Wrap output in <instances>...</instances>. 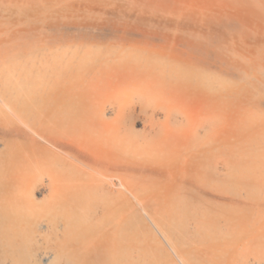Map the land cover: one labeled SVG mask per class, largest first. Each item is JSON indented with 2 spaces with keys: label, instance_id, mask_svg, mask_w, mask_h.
Masks as SVG:
<instances>
[{
  "label": "rangeland",
  "instance_id": "1",
  "mask_svg": "<svg viewBox=\"0 0 264 264\" xmlns=\"http://www.w3.org/2000/svg\"><path fill=\"white\" fill-rule=\"evenodd\" d=\"M131 59L139 64L160 61L157 68L165 69L169 80L181 83H193L195 74H204L210 77L212 88L196 90H201L198 102L190 95L194 85L190 84L188 92L179 95L186 94L188 100L182 97V103L173 104L147 96L148 89L142 90V86L133 93L125 84V92L102 97L108 115L117 103L130 102L137 116L134 127L149 131L152 112L158 111L156 117L161 120L164 108L171 106L172 120H180L178 107H188L189 115L200 123L198 134L204 137L198 148L207 150L215 161L220 177L215 182L227 185L226 173L243 170L250 159L256 160L254 172L236 178L235 190L230 192L236 198L264 201V157L255 156L264 154V0H0V95L18 82L32 93L34 109L55 106L64 117L66 109L78 105L86 78L102 72L115 80L119 75L123 81ZM4 140L0 137V186L12 181L14 171L4 163L19 160L8 154L10 148ZM42 172L46 177L47 171ZM204 180L210 179L204 176L202 184ZM48 193L41 188L34 196L41 201ZM148 206L154 215L159 213L157 218L167 227L168 236L191 264L219 260L215 250L218 229L206 226L205 206H193L184 213L179 198ZM166 209L173 220L164 215ZM16 211H20L18 215ZM9 212L11 223L20 230L19 241L40 224L59 228L65 216L60 208L53 214L46 210L30 214L14 206ZM5 215L4 201H0V229L7 223ZM135 231L136 264H179L158 247L143 223ZM29 244V249L23 242L7 247L0 240V264H37L43 256L51 259L52 251L38 249L35 255L38 247ZM249 257L254 261V254ZM124 259L122 264H133L129 251ZM234 263L241 264L238 254Z\"/></svg>",
  "mask_w": 264,
  "mask_h": 264
},
{
  "label": "bare ground",
  "instance_id": "2",
  "mask_svg": "<svg viewBox=\"0 0 264 264\" xmlns=\"http://www.w3.org/2000/svg\"><path fill=\"white\" fill-rule=\"evenodd\" d=\"M136 60L127 61L125 83L119 75L117 81L112 74L102 72L86 78L78 105L66 109L64 117L59 116L55 106L34 109L29 89L11 80L14 84L0 95V137L10 148L8 154L19 160L4 163L14 171L10 176L13 182L0 186V201H4L7 218L0 229L1 242L7 247L23 242L26 249L31 243V247H38L35 255L38 249L52 251L51 259L40 257L37 264H122L128 251L136 264L135 230L138 223H143L167 256H173L179 264H191L168 236L167 227L157 218L159 213L154 215L156 212L148 206L150 202L167 204L179 198L184 203V213L193 206H205L206 226L218 229L215 236L220 238L215 250L219 251V260L215 264H233L237 254L241 264H263L264 201L249 196L236 198L233 190L230 192L236 178L254 172L256 160L250 159L243 170H230L233 173L225 176L227 185L221 186L215 182L219 175L213 156L198 148L204 137L198 134L200 123L189 115L188 107L179 104L180 120H172L171 106L164 108L161 120L156 117L158 111L152 112L149 131H141L134 127L137 116L130 102L117 103L108 115L106 100L102 101L107 93L125 92L126 84L133 88H129L131 92L142 86V90L148 89L147 96L174 104L186 96L180 94L197 83L198 88H190L194 90L190 95L201 102V90L212 88L210 77L195 74L196 80L185 81L186 85L169 80L166 70L157 68L160 61L150 59L148 70L142 69L147 63ZM258 147H254L256 151ZM21 169H25L24 173H19ZM43 170L47 171L46 177ZM204 176L210 179L207 183L204 180L207 185L202 184ZM41 188H47L49 193L39 201L34 194ZM14 206L30 214L38 210L53 214L60 208L65 216L59 228L40 224L19 241L20 230L9 215ZM166 211V218L173 220L174 215ZM251 254L254 261L249 259Z\"/></svg>",
  "mask_w": 264,
  "mask_h": 264
}]
</instances>
